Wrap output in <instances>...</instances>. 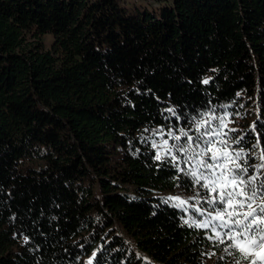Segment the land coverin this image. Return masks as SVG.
Returning a JSON list of instances; mask_svg holds the SVG:
<instances>
[{
	"label": "trees",
	"instance_id": "trees-1",
	"mask_svg": "<svg viewBox=\"0 0 264 264\" xmlns=\"http://www.w3.org/2000/svg\"><path fill=\"white\" fill-rule=\"evenodd\" d=\"M159 1L0 0V264L222 251L164 202L198 189L151 140L214 108L249 145L255 123L264 147V0Z\"/></svg>",
	"mask_w": 264,
	"mask_h": 264
},
{
	"label": "snow or ice",
	"instance_id": "snow-or-ice-1",
	"mask_svg": "<svg viewBox=\"0 0 264 264\" xmlns=\"http://www.w3.org/2000/svg\"><path fill=\"white\" fill-rule=\"evenodd\" d=\"M167 111L179 121L175 108ZM230 116L228 112L218 114L214 108L198 112L186 117L189 122L185 126L168 127L166 132L157 129L154 135L160 139H152L151 148L155 161L176 170V180L186 177L188 186L198 189L193 197L169 196L164 201L182 212L192 209L191 218L184 224L203 230L212 247L223 245L222 251L231 257V264H264L261 133L255 123L250 126L255 133V143L250 145L246 136H230L237 131L229 127ZM219 259L223 261L225 257Z\"/></svg>",
	"mask_w": 264,
	"mask_h": 264
},
{
	"label": "rangeland",
	"instance_id": "rangeland-1",
	"mask_svg": "<svg viewBox=\"0 0 264 264\" xmlns=\"http://www.w3.org/2000/svg\"><path fill=\"white\" fill-rule=\"evenodd\" d=\"M122 2H124L125 4H127L128 6L131 5H151V4H159L162 3L159 0H121ZM45 41L49 44L50 40L52 39V35L51 34H45L44 35ZM171 196H177L180 195L179 193H171ZM187 195V194H186ZM193 202V201H192ZM222 246V245H221ZM211 252H215L216 255L215 256H211L207 258V262L206 264H222L223 262L219 259L220 256H224L225 259L228 257L223 251H219V250H212ZM229 261L226 262L225 264H231V257H229L228 259Z\"/></svg>",
	"mask_w": 264,
	"mask_h": 264
}]
</instances>
